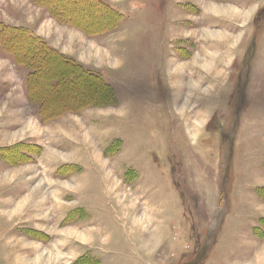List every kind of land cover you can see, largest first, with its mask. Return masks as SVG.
<instances>
[{
  "label": "rangeland",
  "instance_id": "rangeland-1",
  "mask_svg": "<svg viewBox=\"0 0 264 264\" xmlns=\"http://www.w3.org/2000/svg\"><path fill=\"white\" fill-rule=\"evenodd\" d=\"M0 25V264H264V0H0Z\"/></svg>",
  "mask_w": 264,
  "mask_h": 264
},
{
  "label": "trees",
  "instance_id": "trees-1",
  "mask_svg": "<svg viewBox=\"0 0 264 264\" xmlns=\"http://www.w3.org/2000/svg\"><path fill=\"white\" fill-rule=\"evenodd\" d=\"M7 27V26H6ZM13 30H17L15 27L14 28H12ZM4 30H7V28H5V27H1V25H0V37H1V34L2 33H4ZM19 36L16 34V32L15 31H13L12 33H9V32H7V37H6V39L8 40H11V42H13V46H15V41L16 40H18L19 38H18ZM1 40V39H0ZM5 45H7V42L5 43ZM5 47H7V46H5ZM62 57H63V54H60ZM44 57V56H43ZM42 59V58H41ZM39 62V61H38ZM29 67H30V80H29V93H28V98L30 99V98H35V96L33 95L32 96V94H31V89L33 88V87H31V84H30V82H31V78H34L36 75H37V73H38V68H37V63L34 65V64H32V63H29ZM81 67V66H80ZM68 73L67 74H65L64 75V77H67V79H65V81H67L68 80ZM69 78L72 80L73 78L71 77V75L69 76ZM64 81V82H65ZM31 83H33V81L31 82ZM61 82L59 81V84H60ZM33 86V85H32ZM55 88V87H54ZM54 88H52V89H54ZM58 88V87H57ZM65 90V89H64ZM107 90H108V88H107ZM54 91V90H53ZM57 91V90H56ZM56 91H55V93H56ZM109 92V91H108ZM57 94V93H56ZM65 94V93H64ZM53 95L54 96H56L55 94H54V92H53ZM58 98V97H57ZM50 99L51 100H53L52 99V95L50 96ZM56 99V98H55ZM65 99V98H64ZM95 100H98V98H96ZM79 101V100H78ZM70 107V106H69ZM65 108H67L66 106L64 107V108H61L59 111H56V112H62ZM68 109H70V108H68ZM69 168V167H68Z\"/></svg>",
  "mask_w": 264,
  "mask_h": 264
}]
</instances>
